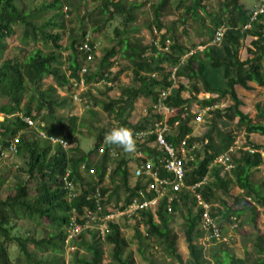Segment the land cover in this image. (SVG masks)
<instances>
[{
    "label": "trees",
    "instance_id": "16d2710c",
    "mask_svg": "<svg viewBox=\"0 0 264 264\" xmlns=\"http://www.w3.org/2000/svg\"><path fill=\"white\" fill-rule=\"evenodd\" d=\"M201 1L179 0L176 5L177 8L183 9L181 21L184 22L189 12L199 16L195 11L204 9ZM91 2L96 3L95 11L100 15L99 19L103 20V26L105 23L114 21L120 25L114 29L116 39L114 38L113 45L105 48L99 57L93 54V60L95 62L98 60L97 69L94 72L91 71L92 66H89L93 60L87 61L85 52L79 49L83 43L91 47L95 44L93 40L84 36V30L81 34L78 32L74 35L70 34L71 39L67 44L68 74L60 67L62 61L59 59L61 57L59 51L46 54L36 48L23 58L6 57L0 63V97L7 99V102L0 104V114L5 117L0 121V151L11 137L19 134L16 156L24 160V167L19 169L26 174L27 178L22 183L15 184L14 195H8L0 200V264H12L9 246L13 242L16 243L19 253L23 255V264L43 263L40 258H36L33 250H29L30 246H32L30 249L34 248L35 252L50 251L54 254L52 259H55L56 264H64V259L60 255L66 249L67 226L72 211L75 210L81 214L84 208L93 209L94 200L91 195L96 188L100 189L105 212H109L108 207L121 188L123 189V205L131 201L137 190H143L147 197L152 194L148 191L147 182L142 179L136 180L135 185L130 187L128 161L121 153L119 154L121 148L116 145H105L103 142V135L111 128L103 126L98 129L95 145L91 150L84 151L81 148L77 136L73 135L79 122L78 112L68 113L66 117L55 115L56 108L63 107L67 102L56 99L51 88L42 90L43 79L51 77L58 86L72 93L74 82L80 79L81 68L86 66L87 71L84 77L86 84L100 80L112 83L117 77H110L109 70L118 63L116 60H118L119 51L122 52L129 59L133 82L137 86L127 88L129 90L120 87L119 96L103 100L102 108L112 119L119 122V126L130 127L131 131H139L147 128L151 122L149 116L152 117L153 113L149 110L137 125L129 124L127 117L134 100L139 96L149 97L150 109L152 103L157 100L159 91L171 85V81L168 80L171 68L191 48L184 46L174 37L168 52H159L157 58H153L150 55L157 52V48L152 42L149 48L151 54L146 57L145 45L139 41H130L127 35V23L134 20V10L138 8L137 2H128V4L127 0H91ZM168 3L169 0H159L153 6V20L156 24L151 27V30H159L162 26L160 11L165 9ZM17 4L18 0H0V52L5 47L3 39L11 36L12 26L16 23L23 25L25 36H31L34 40L40 38L44 42H52L53 47L60 48L57 44L62 37L60 31L65 29L62 0H49L41 5L40 10L50 8L55 9L56 12L40 24L32 22L31 12H26ZM220 5V12L210 14L212 26L204 25L203 20H200L201 27L207 30V39L201 40L200 44L208 43L214 28L220 24H225L227 27L224 38L220 45H208L202 51L188 57L184 64L177 66L176 76L179 79L185 78L187 83L180 80L177 87L171 89V94L167 98L166 103L174 109V113L168 118L172 132L170 131L165 137L175 147L184 138H187V147L200 142V148L196 147L189 152L193 158L185 163L184 183L186 186H191L207 177L206 182L201 187H197L195 192L201 193L204 200L212 204L213 216L243 215L248 221H252L259 214V209L264 208V194L259 191L260 185L264 189V182L258 184L251 179V172L257 170L260 164L259 153L237 150L236 154L231 156L233 165L231 171L224 173H221L222 167L214 164L213 160L219 154L226 152L235 140V135L231 131L220 130L217 126L216 121L221 117L228 121L235 119L237 125L243 128L250 146L255 149L263 147L249 141V134L264 135V109L260 104H255V109L262 121L253 122L249 114L250 106L241 98L238 90L248 92L264 87V35L262 36L264 29L259 24L253 25L251 29L244 28L248 22L249 10L238 0H226ZM86 17H89L92 23L94 22L90 12L86 14ZM171 25L172 29L169 32L173 34L176 24L174 22ZM54 28L59 31L53 32ZM183 29L185 32V27ZM165 35H167L165 32L161 35L162 46L166 39ZM242 41L247 42L244 44V53L239 54ZM153 73L157 76L151 77ZM27 85L33 88V98L24 110H19L22 94ZM199 92L209 93L210 96L204 100H197L196 96ZM84 96L92 98L89 91L81 94V97ZM225 98H229L232 103L224 108V111L219 108L206 111L212 116V125L200 137H194L191 125L193 114H189L186 105L195 100L201 107L212 106L213 108ZM68 102H71V98ZM18 114L30 117L33 121L37 117L41 121H51L54 130L52 125L47 129L40 127L39 130L48 135L63 138L69 142V147L64 149L61 145H53L38 137L36 133L23 134L29 129L27 124L17 116ZM176 121L178 125L174 127ZM56 131H58L57 135ZM153 139L154 137L151 136L148 140L150 145ZM102 145H104V151L99 154L98 150ZM110 149L117 150L118 155L114 160L109 157ZM140 149L158 166L157 156H161L162 151L156 146H146L144 143L140 145ZM110 164L111 172L105 177L107 166ZM81 165H84L86 171L94 168V175H83V171L80 170ZM67 169L70 170L69 179L79 190L77 196L72 199H67L61 179ZM159 173L164 174L161 169ZM3 183L4 180L0 179V187ZM30 184L35 185V188H31ZM231 186V190L235 189L237 192L234 195L231 193L232 202L227 205L226 200L217 197L216 192L221 191L229 195ZM239 191L243 193V197H248L250 200L253 198V202H243L241 197L236 195ZM176 196L177 198L171 203V212L167 211V200L164 196L158 200L153 209L148 208L139 212L135 224L143 223L147 226L145 238L148 241L142 239L144 236L136 235L137 252L146 259L148 264H152L147 256V249L150 243H157L165 254L174 257L178 264H210L204 256L203 246L195 242V238L202 232L199 227L200 210L196 208L193 194L188 189L182 188ZM117 202L118 200H115L112 208L118 207ZM17 209H21V215H24L26 220L37 224L38 228L21 235L12 233L16 226L14 222L9 221L8 213L16 212ZM175 213L179 214L183 220L181 229L188 255L185 261L177 251L179 236L171 229ZM44 220L52 224L49 227L50 230L43 226ZM35 231L43 236H35ZM136 231L138 232V229ZM105 244L110 246L107 261H104L103 245ZM75 245L78 249L71 252L70 262L65 264H136L132 252L127 251L130 242L123 235L118 223H109V232L104 240H101L94 231L89 240H85V236L81 234L75 241ZM254 248L258 254L263 252V257L258 258L253 264H264L262 236L255 238ZM79 249L84 250L85 253H79ZM226 264H244V260L229 257Z\"/></svg>",
    "mask_w": 264,
    "mask_h": 264
},
{
    "label": "rangeland",
    "instance_id": "374dc122",
    "mask_svg": "<svg viewBox=\"0 0 264 264\" xmlns=\"http://www.w3.org/2000/svg\"><path fill=\"white\" fill-rule=\"evenodd\" d=\"M49 0H18V6L20 8H23L26 12H31V20L34 23L40 24L43 23L45 20L49 19L56 10L55 9H45L40 10L41 5L44 2H47ZM68 2L67 4L64 2ZM128 2L136 1L140 2L141 5L146 7V11L140 13V15L137 16L136 22L138 24H148V28L150 30L143 31L142 33V40L146 42L147 44H150L153 42V40L156 41L155 45L159 52H163V46L160 42L161 35L159 33V30L154 29L151 30V27L154 23L153 20V11L152 8L154 5H156L158 0H127ZM170 3L168 5V11L163 18L165 19V22H169L172 20L171 23H174L173 16L177 18H180L182 14V10H178L175 8V5L179 0H169ZM226 0H202L201 4L204 6V9H198L196 10V14L200 16L193 15L194 19H192L191 15L187 16V22H186V29L185 32L182 28L181 24L175 25V32L176 37H178L179 41L185 44L184 46L190 47L191 46H198L201 42V40L207 39V30L202 26L200 20H203V24L207 26H212L211 18L209 17L210 14L213 15L215 12H220V4ZM240 3L244 5L245 8L250 10L253 5L256 4L257 0H238ZM95 2H91V0H62V12L64 14V23H65V29L61 30L60 33L62 34L61 41H58V45L60 48L56 49L52 46V42H44L40 38H37L34 40L31 36H25V28L22 24L16 23L12 26V34L10 37L3 39V42L5 44L4 49L0 52V63L6 58V57H14V58H23L27 54H30L34 51V49L39 48L42 52L48 54V53H55L57 51L60 52V60L62 61V65L60 66L62 70L66 72V74L69 73L68 71V53L69 50H67V44L70 42V34L74 35V33L78 32L81 34L83 30L85 31V35L93 42L95 43V53L99 57L102 55V52L105 48L113 45L112 38H116V36H113L115 34V27L120 26L117 21L105 23V25H102L103 20L99 19L100 15L97 14L95 11ZM141 6V7H142ZM140 7V8H141ZM35 12V13H34ZM89 12L92 14V18H94V22L92 23L89 17H86V14H89ZM209 14V15H208ZM173 15V16H172ZM98 19L100 20L98 23ZM100 25V26H99ZM150 25V26H149ZM59 31L56 28H54L53 32ZM78 34V35H79ZM247 41H242V44L239 46V54L244 53V44ZM145 43V44H146ZM195 48V47H194ZM83 59V57H81ZM123 60V59H122ZM119 57L113 68L109 70L111 73L110 77L115 76L116 81L106 84L105 80L103 81H97L96 83H91L89 85L90 94L92 98L90 97H81L82 100L80 102H74L72 99V103L68 102V99L70 94L69 91H67L65 88H61L58 86L51 77H45L43 79V85L42 90H48L52 89L53 96L58 100H66L67 104L63 107H57L55 110V115H62L63 117H66L68 113H76L78 112L79 116V122L76 126V128L73 131V135L77 136L79 144L81 148L84 151L91 150L95 145V138L98 134V129L101 127H108L113 128L116 126H119V122L115 121L111 118L109 114L106 113V111L102 108V101L107 100L108 97L110 98H116L119 96L120 93V87L129 90L127 88H134L136 87V83L133 82V72L130 70V65L126 60L122 61ZM97 62L94 60L89 64V66H92L91 71H95L97 69ZM95 63V64H94ZM91 68V67H90ZM119 70H118V69ZM181 81L183 83H187L185 78H181ZM110 87V88H109ZM87 87H85L86 89ZM84 89V90H85ZM84 92V91H83ZM238 94L241 96L243 100L246 101L247 104L250 106L249 114L252 117L253 122H261V118L258 116V111L255 109V104H260V106L264 109V87H258L253 91H241L238 90ZM33 94V88L32 86L27 85L26 89H24L22 98H21V104L19 106V110H24L31 102V98ZM83 94V93H82ZM188 96V94H186ZM210 96L209 93L199 92L196 96L197 100H204L205 98H208ZM94 98V99H93ZM7 102L6 98L0 97V104H3ZM33 102V101H32ZM232 102L229 98H225L222 101L218 102L215 106L210 107L208 110H212L214 108H219L224 111V108H226L228 105H230ZM33 105V104H32ZM187 106V111L189 114H197L198 112H202L204 108L208 107H201L200 103L198 101L192 100L190 101ZM207 110V111H208ZM34 112V111H33ZM34 114V113H33ZM131 114V116H130ZM141 114V110H140ZM137 109L135 111L131 110L128 115L127 122H134L135 117L137 116ZM142 115V114H141ZM144 116V115H143ZM193 116L191 117V125L193 129V136L194 137H200L206 130H208L212 125V116L210 114H207V112H202V123H194L193 122ZM5 118V117H4ZM0 119H3V115L0 114ZM139 120V118H138ZM142 120V118H141ZM139 120V121H141ZM139 121H136L137 123ZM217 126L220 128V130L223 131H231L235 135V141H237L238 144H240L243 138L245 136L244 130L241 126L237 125L236 120L228 121L225 120L224 117H221L220 119H217L216 121ZM52 125L53 123L51 121H41L39 117L34 121V124L31 128H28V131H25L23 134H30L34 135L37 131L41 128L47 129L48 126ZM67 130V129H66ZM65 130V131H66ZM132 133L131 129H129ZM58 131H56L57 135ZM37 137V136H36ZM246 138V136H245ZM249 138L251 142L259 144L264 147V135H260L258 133H251L249 134ZM136 144V143H135ZM197 147L200 148V142L196 143ZM137 147V146H136ZM197 148V149H198ZM117 152L116 150H114ZM121 152H124L121 150ZM130 152H127V154ZM96 157V156H93ZM114 162V161H113ZM112 162V163H113ZM24 167V160L20 156H14V158H9L7 160H0V179L4 180V183L0 187V200L5 199L8 195H14V186L15 184L22 183L25 181L26 174L21 171L19 168ZM87 175V174H86ZM92 178V177H91ZM117 179V178H116ZM130 179V178H129ZM251 179L260 184L264 182V175L260 173L259 170H254L251 172ZM131 180V179H130ZM116 182H119V180H116ZM35 185H31V188H35ZM232 186L230 187V193L229 195H225L221 191H217L216 195L220 199L226 200L227 205H229L232 202V195H234L235 192H237L235 189L231 190ZM123 189L121 188L118 192V197L116 196L115 200H118L117 204H122V198H123ZM260 193L264 194V189L260 185L259 186ZM241 197L243 202H253L248 197H243L242 192L236 193V195ZM115 200H113L110 204V208L113 207L115 204ZM196 212L195 210H193ZM9 221L14 222L16 229L12 232L15 234H25L26 232H33V230H36L37 224H34L33 222H30L24 218V215H21V209H17L16 212H9L8 213ZM218 217V224L220 228L222 229L223 236L225 237V240L218 242V241H212V240H206L204 236L201 234L200 236L195 238V242L198 244H201L203 246V253L206 259L209 260L210 264H226L229 257L233 258H240L244 260V264H253L258 258L263 257V252L260 254L257 253L256 249L254 248V242L255 238L257 236H262V248L264 249V208L259 209V214L254 218L252 221H248L243 215L242 216H227V217ZM183 220L181 216L177 213L174 214V220L171 223V229L175 232H177L179 236V240H177V251L181 254L182 260L185 261L188 257L187 251L185 248V241L182 234L181 224ZM123 227V235L125 238L130 242V245L127 249V251H131L134 259L136 261V264H148L146 259L142 258L138 252H137V236H144V232L141 229L139 225L131 224L123 221L121 222ZM52 225V224H51ZM49 222L44 220L43 226L47 228V230H50L49 227L51 226ZM138 229V232L136 231ZM38 230V229H37ZM35 236H43V234H39L35 231ZM86 239H89L88 236H86ZM143 240H147L144 237H142ZM148 241V240H147ZM150 243V242H149ZM32 248V246H30ZM33 250L35 253L36 258H40L43 263L42 264H56L55 259H52V254L50 251H44V253L41 252H35V249ZM74 249V248H71ZM66 248L63 253L60 255L62 259H64L65 262H70L71 258V252L72 250ZM78 249V248H77ZM79 253L84 254V250L79 249ZM104 250V261L109 260V252H110V246L103 245ZM9 255L12 261V264H23L24 258L23 255L19 253V250L16 246V243H10L9 246ZM147 256L149 257V260L152 264H178L174 257L168 256L163 251L162 247L159 246L157 243H150V246L147 249ZM54 260V261H53Z\"/></svg>",
    "mask_w": 264,
    "mask_h": 264
},
{
    "label": "built area",
    "instance_id": "2783aa9c",
    "mask_svg": "<svg viewBox=\"0 0 264 264\" xmlns=\"http://www.w3.org/2000/svg\"><path fill=\"white\" fill-rule=\"evenodd\" d=\"M261 25L264 29V0H257L255 6L249 10L248 13V22L244 25L245 29H251L253 25ZM227 27L225 24H220L214 28V32L211 40L206 44H199L195 48L189 49L183 56L180 57L179 62L171 68V72L168 80L171 81V85L166 89L159 91L157 100L152 103L150 109H144L143 115L148 114L150 110L153 113L150 124L147 128H144L139 131H134L132 133L133 139L137 144L136 151L134 153V158L136 161L129 165L130 178L129 184L130 187L135 185V181L142 179L147 182L148 191L151 194L150 197H147L143 190H137L136 195L128 202L126 205L119 204L117 208H110L109 212H105V206L101 202V193L100 189L96 188L91 198L94 200L93 209L84 208L81 214H78L75 210L72 211L70 220L67 226V236L65 239L66 248L71 249L72 251L76 250L78 247L75 245L78 237L84 232L92 230L97 232L101 240L105 239V236L109 232V223H119L120 221H130L139 217V212L148 208H154L161 197H166L167 200V211L171 212V203L173 199L177 198L176 194L182 188H186L192 192L193 197L196 202L197 210H200V221L199 227L203 236L206 240L218 241L221 242L225 240L223 236L222 229L218 224V217L211 214V208L213 207L211 203L204 200L201 193L195 192L197 187H201L203 183L206 182L207 177L199 183H196L191 186H186L184 183L185 175V163L188 159H192L193 156L189 154L191 150H194L197 145L193 144L191 147H187L186 139L184 138L180 141L179 145L175 147L172 143L166 140V135L171 131L172 127L168 122L169 116H172L174 109L171 108L167 103V98L171 94V89L176 88L178 82L181 80L176 76L175 71L177 66L184 64L185 60L195 54L196 52L202 51L208 45H220L224 38V34ZM264 33L262 34V36ZM256 37H254L255 39ZM156 43V41H154ZM170 40L165 39V46L163 48L164 52L169 51ZM79 49L83 50L86 54V60L92 61L93 54L96 55L95 44L91 47L87 43H83L79 46ZM264 65V60H263ZM87 71L86 66L81 68L80 79L74 82V90L71 93V99L74 102H80L82 100L81 94L83 93L86 83H85V73ZM155 73L151 74V77H156ZM209 109L206 107L202 112H205ZM202 112H198L193 116L194 123H202ZM156 115L158 117H156ZM21 121L27 124L28 128H31L34 124V121L30 117H25L22 114L17 115ZM154 117V118H153ZM4 118V115H3ZM3 119H0L2 121ZM178 125V121L174 123V127ZM245 133V132H244ZM38 137L47 140L53 145H61L64 149L69 147V142L60 137H55L52 135L46 134L42 130L36 131ZM246 136V134H244ZM153 136L152 145L156 146L160 151H162L161 156H157L156 166L151 159H149L143 151L140 149L142 143L150 144V137ZM243 136L240 144L237 143L238 140H234L233 144L228 148V150L222 154H219L213 160V163L222 167L221 173L230 172L233 165L231 162V156L236 154L237 150L242 149L249 153L258 152L260 156V164L257 166V170L264 175V147L255 149L247 143V139ZM250 140V139H249ZM19 141V134L16 137H11L7 145L0 151V159L5 160L9 157L16 156L17 153V144ZM148 141V142H147ZM104 145H102L98 153H103ZM138 152V153H137ZM136 154V155H135ZM117 152L113 149H110L109 157L114 160L117 157ZM163 170V175L159 171ZM80 170L86 173L87 175H94L95 169L89 168L85 170L84 165H81ZM111 172V164L107 166L106 175ZM70 170L67 169L64 175L61 177L63 188L67 199H72L77 196L79 190L76 188V185L72 180L69 179ZM123 205V206H122ZM143 225V224H142ZM143 232L146 235L147 226L143 225Z\"/></svg>",
    "mask_w": 264,
    "mask_h": 264
},
{
    "label": "crops",
    "instance_id": "0c3cea01",
    "mask_svg": "<svg viewBox=\"0 0 264 264\" xmlns=\"http://www.w3.org/2000/svg\"><path fill=\"white\" fill-rule=\"evenodd\" d=\"M159 1V0H158ZM157 1V2H158ZM133 2V1H132ZM136 2V1H135ZM130 3V2H129ZM169 3H170V1H169ZM169 3H168V5H169ZM127 4H128V1H127ZM137 5H138V8H136L135 10H134V14H135V17H134V20H132L131 22H128L127 23V29H128V31H127V35H128V39L130 40V41H139L141 44H144L145 45V50H144V54H145V56L147 57V56H149L150 54H151V50H149V48H150V45H151V43L150 44H147L146 42H144L143 40H142V33H143V31H149L150 30V28H148V24H138L137 22H136V18H137V16L138 15H140V13H142V12H144V11H146V7H144V5L142 6L141 5V3L139 2H137ZM168 5H166V7H165V9L163 8V9H161V11H160V18H161V20H162V26L160 27V29H159V33L160 34H163L164 32H165V34H167V35H165V37H168L169 39H170V41L172 42V38H174V37H176V32L174 31V33L173 34H171L169 31H171V29H172V25H171V22H172V20L171 21H169V22H165V19L163 18V16H165L166 14H167V11L169 10L168 9ZM142 6V7H141ZM255 5H253L252 6V8L254 7ZM141 7V8H140ZM175 8L177 9V11L178 10H182V14H181V16H180V18H177V16L176 17H174L173 15V19H174V22H175V24H178V22H179V24H181V26H182V28H184L185 27V29H186V22H187V16L188 15H191L192 16V19L193 20H196V19H194V17H193V13L192 12H189L187 15H186V17L184 18V22L183 21H181V17H182V15H183V9L182 8H177V5H175ZM215 13H218V12H215ZM200 16V15H199ZM209 17H210V15H209ZM211 18V17H210ZM183 23H184V25H183ZM150 26V25H149ZM153 26V25H152ZM154 30V29H153ZM113 36H115V34H113ZM125 37H126V35H125ZM177 39H178V37H176ZM116 39V38H115ZM114 38H112V41H113V43H114V40H115ZM117 39H118V37H117ZM146 43V44H145ZM202 44V43H201ZM185 45V44H184ZM158 54H159V51L157 50V52H154V53H152L150 56H152L153 58H157V56H158ZM119 57H120V59L122 60H126L127 62H128V58L126 57V56H124V54L122 53V52H120L119 51V54H118V58L117 59H119ZM122 60V61H123ZM118 69V68H117ZM120 69V68H119ZM118 69V70H119ZM131 70V69H130ZM132 71V70H131ZM100 81H103V80H100ZM187 81V80H186ZM184 82V81H183ZM105 83L106 84H109V82H106L105 81ZM111 83V82H110ZM89 85H90V83L89 84H86V89L84 90V92H86V91H89L90 92V90H88L89 89ZM70 98H71V94H70V96H69ZM71 103H72V101H71ZM150 104H151V99L149 98V97H142V96H139L136 100H134V102H133V105H132V109H131V113H132V111H135V109H137V116L135 117V121L134 122H128L129 124H131V125H137L140 121L139 120H141V118L143 117V110L144 109H149V106H150ZM140 110H141V114H140ZM130 116H131V114H130ZM138 118H139V120H138ZM114 120V119H113ZM127 120H128V117H127ZM116 121V120H115ZM136 121H139L138 123L136 122ZM128 130L129 129H131L130 127H128L127 128ZM134 132V131H133ZM132 132V133H133ZM250 139V138H249ZM137 146V144H135V150L133 151V152H130V153H128L127 154V152L126 153H123V152H121V150H119V154L121 153V155H123L124 157H125V159L128 161V166L130 165L131 166V164H133L135 161H136V158H134V153H135V151H136V147ZM148 146H154V145H150V144H148ZM117 149V148H116ZM117 151V150H116ZM138 153V152H137ZM136 155V154H135ZM147 156V155H146ZM148 157V156H147ZM9 158H14V157H9ZM9 158H7V159H9ZM7 159H5V160H7ZM83 175H86V173H84L83 172ZM131 179V178H130ZM121 222L122 221H120L119 220V223L118 224H120V228H121V230H123V227H122V224H121ZM125 222H127V224L128 223H131V224H135V219L134 220H130V221H125ZM143 223H140L139 224V226L141 227V229L143 230V225H142ZM144 231V230H143ZM92 232H94V231H92V230H89V231H85L84 232V236H85V240H89L90 239V237H91V233ZM202 235H203V233H202ZM86 236H88L89 237V239H86ZM144 236H145V234H144Z\"/></svg>",
    "mask_w": 264,
    "mask_h": 264
},
{
    "label": "clouds",
    "instance_id": "9594fccd",
    "mask_svg": "<svg viewBox=\"0 0 264 264\" xmlns=\"http://www.w3.org/2000/svg\"><path fill=\"white\" fill-rule=\"evenodd\" d=\"M166 39L169 38L166 37ZM154 41L155 40H153V44L156 47ZM164 46H165V40H164ZM103 142L105 145H116L120 147L124 152H133L135 150V141L133 139L132 133L130 132V130H128L123 126H116L109 129L103 135Z\"/></svg>",
    "mask_w": 264,
    "mask_h": 264
}]
</instances>
